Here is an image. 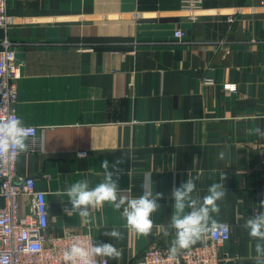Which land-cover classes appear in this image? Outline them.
<instances>
[{"label": "crops", "instance_id": "1", "mask_svg": "<svg viewBox=\"0 0 264 264\" xmlns=\"http://www.w3.org/2000/svg\"><path fill=\"white\" fill-rule=\"evenodd\" d=\"M6 6L0 41L7 39L23 64L17 117L37 129L16 173L33 177L46 194L49 235L112 243L121 258L106 257L108 264H139L146 250L170 248L174 230L139 236L109 203L98 205L88 224L66 214L68 197L56 194L79 180L95 187L105 175L101 161L121 159L118 183L130 197L141 194L152 173L153 188L164 194L152 219L165 227L174 186L196 177L202 198L214 182L225 183L228 194L213 214L230 230L219 264H256V241L243 225L264 200V138L246 132L264 129V0H204L194 21L180 0H7ZM176 31L185 37L174 38ZM205 79L213 84L205 86ZM27 211L21 198L20 212ZM113 228L123 234L119 242L103 235Z\"/></svg>", "mask_w": 264, "mask_h": 264}, {"label": "clouds", "instance_id": "2", "mask_svg": "<svg viewBox=\"0 0 264 264\" xmlns=\"http://www.w3.org/2000/svg\"><path fill=\"white\" fill-rule=\"evenodd\" d=\"M264 118V117H259ZM247 134L258 135L264 138V129L256 126L247 129ZM35 144L34 129L24 124L23 120L16 116H8L0 119V163H7L15 159L16 155L26 152L29 143ZM83 158L86 154H78ZM225 158V152L219 153V159ZM195 163V158L194 161ZM123 160L117 159L111 163L105 159L100 167L104 170V179L95 187H90L87 180H79L67 186L57 196H67L71 205L66 209V214L77 213L82 223H90L94 210L98 205L111 204L126 221V227L139 236H150L155 228L167 237L168 229L174 230L175 238L168 249L169 258L175 259L181 250L190 249L198 242H202L209 234L215 235L218 227L228 231L227 225H218L213 219V214L219 215V201L228 194L225 183L214 182L208 188V194L202 198L196 193V177H189L178 187L174 186L171 191L172 214L170 223L157 225L152 216L161 209L159 201L163 193L156 192L153 188L152 173H146L141 184V194L130 197L119 187V178L123 169L119 167ZM227 174H221L220 180L225 181ZM55 219V216H53ZM248 230V235L255 240L256 264H264V200L258 204V210L254 215L247 217L243 225ZM104 236L119 242L123 238L122 232L113 228L103 232ZM39 245H34L32 251H39ZM98 257H107L118 260L121 251L112 243L97 242L91 236L81 238L74 237V242L63 251L64 264H98Z\"/></svg>", "mask_w": 264, "mask_h": 264}, {"label": "built area", "instance_id": "3", "mask_svg": "<svg viewBox=\"0 0 264 264\" xmlns=\"http://www.w3.org/2000/svg\"><path fill=\"white\" fill-rule=\"evenodd\" d=\"M204 0H180V8L191 20L196 19ZM7 0H0V29H7ZM229 22L233 20L228 19ZM174 38L185 37L183 31H176ZM23 64L17 61L7 39L0 41V119L16 116L17 82L21 77ZM205 86L213 81L204 80ZM228 93H235L236 86L225 85ZM34 137H37V129ZM15 159L0 163V264H64L63 251L74 237L87 234L66 233L61 237L49 235L46 194L36 188L33 177H21L16 173ZM26 199L28 211L20 212V199ZM218 225H227L220 223ZM228 226V225H227ZM229 228V226H228ZM201 246L181 250L175 259L169 258L168 249L152 248L145 251L139 264H219V249L230 238V230L218 227L216 234H209ZM39 251H32L34 245ZM227 260V259H226ZM98 264H108L106 257H98Z\"/></svg>", "mask_w": 264, "mask_h": 264}]
</instances>
